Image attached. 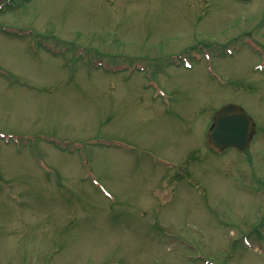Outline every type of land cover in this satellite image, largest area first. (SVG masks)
<instances>
[{"label": "rangeland", "instance_id": "374dc122", "mask_svg": "<svg viewBox=\"0 0 264 264\" xmlns=\"http://www.w3.org/2000/svg\"><path fill=\"white\" fill-rule=\"evenodd\" d=\"M0 264H264V0H7Z\"/></svg>", "mask_w": 264, "mask_h": 264}, {"label": "water", "instance_id": "95a60500", "mask_svg": "<svg viewBox=\"0 0 264 264\" xmlns=\"http://www.w3.org/2000/svg\"><path fill=\"white\" fill-rule=\"evenodd\" d=\"M254 130L251 118L240 106L226 104L214 114L213 124L206 136L207 144L215 151L233 147L245 152Z\"/></svg>", "mask_w": 264, "mask_h": 264}, {"label": "flooded vegetation", "instance_id": "af4514ba", "mask_svg": "<svg viewBox=\"0 0 264 264\" xmlns=\"http://www.w3.org/2000/svg\"><path fill=\"white\" fill-rule=\"evenodd\" d=\"M240 17H241L240 20H238V17H236V18H233L231 20V22L229 23L230 33L232 34L233 32H235V42L230 43V46L234 47L235 49H237L239 51L241 49L242 50L243 49H246V50L249 49L250 52L258 54L259 52L252 50V47L246 46V48H245V44H243V39L245 37H250L248 33H246V36H245V33H242L243 30H245L246 25L244 27V25L241 24V23L245 24L248 21V16L246 14H244V15L242 14V15H240ZM238 30H240V31H238ZM231 54H233V53L231 52ZM256 70H257V66L255 65V67H253L251 69V72L253 74H255V73H257Z\"/></svg>", "mask_w": 264, "mask_h": 264}]
</instances>
